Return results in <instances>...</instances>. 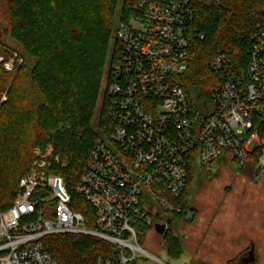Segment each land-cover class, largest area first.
<instances>
[{"label":"built area","instance_id":"2783aa9c","mask_svg":"<svg viewBox=\"0 0 264 264\" xmlns=\"http://www.w3.org/2000/svg\"><path fill=\"white\" fill-rule=\"evenodd\" d=\"M194 20L191 0H138L137 14L118 23L105 86L112 131L96 141L77 186L91 210L71 208L65 180L53 173L60 163L53 146L36 148L13 205L0 210V264H60L44 240L65 235L113 245L95 264H167L139 243L138 232L174 224L182 210L170 199L187 189L191 156L245 167L264 147V25L252 36L243 81L227 70L225 54L211 62L224 79L213 91L215 111L204 117L176 81L188 71L193 40L203 38L193 33ZM16 62L0 56L5 73Z\"/></svg>","mask_w":264,"mask_h":264},{"label":"trees","instance_id":"16d2710c","mask_svg":"<svg viewBox=\"0 0 264 264\" xmlns=\"http://www.w3.org/2000/svg\"><path fill=\"white\" fill-rule=\"evenodd\" d=\"M118 2L0 0V31L16 39L31 60L28 66L19 61L23 56L18 58L12 73L0 67V210L13 205L20 180L33 166L34 150L49 145L60 157L53 173L65 180L71 208L79 213L91 210L77 194V186L96 141L108 138L112 131L108 104L97 129L92 127L95 103L117 22H127L138 11V0H123L118 14ZM191 2L192 31L203 38L193 40L188 71L176 81L190 104L207 117L215 111L213 91L224 79L210 64L225 54L231 60L227 70L241 80L251 62L252 36L264 25V0ZM2 39L0 33V56L9 58L13 50ZM262 148L250 157L255 167ZM200 164L191 156L187 189L179 199H170L182 210L171 216L173 225L185 222L192 213L190 191ZM147 230L151 228L139 230V242ZM167 243L170 252L179 253L181 244L176 239L170 237ZM44 244L60 264H95L114 252L113 245L86 236H52Z\"/></svg>","mask_w":264,"mask_h":264},{"label":"rangeland","instance_id":"374dc122","mask_svg":"<svg viewBox=\"0 0 264 264\" xmlns=\"http://www.w3.org/2000/svg\"><path fill=\"white\" fill-rule=\"evenodd\" d=\"M122 5L123 0H119L118 14ZM0 33L16 61L23 56V63L30 66L31 60L17 40ZM110 57L95 103V130L107 105L105 86ZM190 206L191 221L168 226V239L172 237L181 244L179 253L170 252L167 236L155 229L142 232L139 243L167 264H238L254 246L255 264H264V147L256 167L253 161L240 167L223 159L200 164L190 191Z\"/></svg>","mask_w":264,"mask_h":264},{"label":"water","instance_id":"95a60500","mask_svg":"<svg viewBox=\"0 0 264 264\" xmlns=\"http://www.w3.org/2000/svg\"><path fill=\"white\" fill-rule=\"evenodd\" d=\"M171 221H168V224H170ZM168 229V225H159L156 227V231L158 234L165 235L166 231ZM242 264H255L256 263V255H255V248L252 246V248L244 255V257L240 261Z\"/></svg>","mask_w":264,"mask_h":264},{"label":"flooded vegetation","instance_id":"af4514ba","mask_svg":"<svg viewBox=\"0 0 264 264\" xmlns=\"http://www.w3.org/2000/svg\"><path fill=\"white\" fill-rule=\"evenodd\" d=\"M169 229H170V228H168L166 232H168ZM251 248H252V247H251ZM251 248H250V249H251ZM250 249H249V250H250ZM249 250H248V251H249ZM248 251H247V252H248ZM247 252H246V253H247ZM246 253H245V254H246ZM245 254H244V255H245ZM244 255L241 257V259L244 257ZM241 259H240V260H241Z\"/></svg>","mask_w":264,"mask_h":264}]
</instances>
